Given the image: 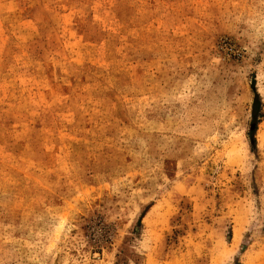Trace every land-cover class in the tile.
Returning a JSON list of instances; mask_svg holds the SVG:
<instances>
[{"label":"rangeland","instance_id":"1","mask_svg":"<svg viewBox=\"0 0 264 264\" xmlns=\"http://www.w3.org/2000/svg\"><path fill=\"white\" fill-rule=\"evenodd\" d=\"M0 264H264V0H0Z\"/></svg>","mask_w":264,"mask_h":264},{"label":"trees","instance_id":"2","mask_svg":"<svg viewBox=\"0 0 264 264\" xmlns=\"http://www.w3.org/2000/svg\"><path fill=\"white\" fill-rule=\"evenodd\" d=\"M254 91V89H253ZM258 111V100H257V96L256 94L254 93V98H253V101H252V112H251V122H252V129L254 128V125H255V121H254V118L256 116V113ZM253 142V140H252Z\"/></svg>","mask_w":264,"mask_h":264}]
</instances>
